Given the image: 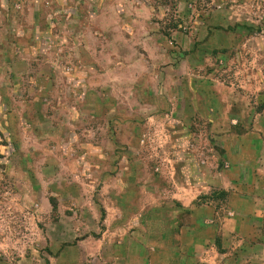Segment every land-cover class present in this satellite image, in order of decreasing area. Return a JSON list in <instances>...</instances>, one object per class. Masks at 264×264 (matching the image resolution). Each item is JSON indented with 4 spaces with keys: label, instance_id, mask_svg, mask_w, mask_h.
<instances>
[{
    "label": "rangeland",
    "instance_id": "1",
    "mask_svg": "<svg viewBox=\"0 0 264 264\" xmlns=\"http://www.w3.org/2000/svg\"><path fill=\"white\" fill-rule=\"evenodd\" d=\"M248 74L264 0H0V264H122L138 194L228 166L196 101Z\"/></svg>",
    "mask_w": 264,
    "mask_h": 264
},
{
    "label": "crops",
    "instance_id": "2",
    "mask_svg": "<svg viewBox=\"0 0 264 264\" xmlns=\"http://www.w3.org/2000/svg\"><path fill=\"white\" fill-rule=\"evenodd\" d=\"M245 77L228 85L211 76L196 101L228 166L211 179L202 169L183 174V183L173 177L168 201L153 199L145 208L137 193L134 212L144 217L123 240L109 241L110 258L122 264H264V74L256 85L253 74ZM225 118L232 124L228 134L218 127ZM212 189L219 192L212 195Z\"/></svg>",
    "mask_w": 264,
    "mask_h": 264
}]
</instances>
